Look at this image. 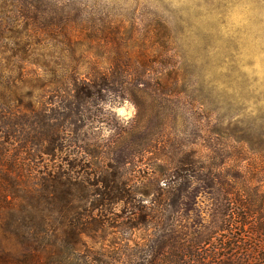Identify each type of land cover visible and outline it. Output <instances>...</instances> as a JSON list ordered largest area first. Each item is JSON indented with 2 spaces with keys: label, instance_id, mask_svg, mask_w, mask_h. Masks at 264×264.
<instances>
[{
  "label": "trees",
  "instance_id": "1",
  "mask_svg": "<svg viewBox=\"0 0 264 264\" xmlns=\"http://www.w3.org/2000/svg\"><path fill=\"white\" fill-rule=\"evenodd\" d=\"M9 52L7 60L23 62L27 49ZM4 64L0 264H264V185L243 170L242 145L225 144L236 150L229 156L195 141L186 146L171 134L173 117L150 138L143 131L146 97L170 103L178 78L170 85L144 63L143 71L123 74L112 97L130 100L135 116L91 144L92 163L80 133L88 124H109L102 104L115 90L111 73L123 64L80 75L63 63L31 61L27 81L37 83L24 92ZM145 85L154 92L143 94ZM127 86L134 90L125 93ZM225 139L244 142L234 133ZM142 182L150 192L136 190ZM124 226L143 229V242L113 254L85 241Z\"/></svg>",
  "mask_w": 264,
  "mask_h": 264
},
{
  "label": "rangeland",
  "instance_id": "2",
  "mask_svg": "<svg viewBox=\"0 0 264 264\" xmlns=\"http://www.w3.org/2000/svg\"><path fill=\"white\" fill-rule=\"evenodd\" d=\"M23 47V62L5 58L11 53L4 51L20 54ZM31 61L63 63L80 75L123 64L114 66L115 90L102 104L109 124H88L80 133L93 151L92 163L97 154L91 144L110 139L135 116L130 100L112 96L120 77L143 71L144 63L151 76L162 75L170 85L178 78L170 103L146 97L150 105L141 125L147 137L173 117L171 134L186 146L195 141L229 156L236 150L225 144L242 145L243 170L264 185V0H0V66L15 69L23 92L37 83L27 81L35 68ZM43 69L38 71L51 80ZM144 88L143 94L154 92ZM133 90L127 86L125 93ZM195 125L205 130L202 136L193 132ZM230 133L244 142L226 140ZM148 189L143 182L136 186L141 193ZM144 232L124 226L85 241L115 254L142 243Z\"/></svg>",
  "mask_w": 264,
  "mask_h": 264
}]
</instances>
